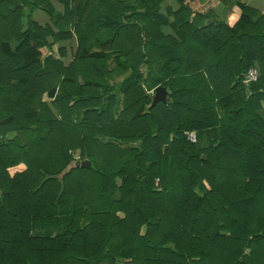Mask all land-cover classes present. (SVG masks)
<instances>
[{
	"label": "trees",
	"instance_id": "obj_1",
	"mask_svg": "<svg viewBox=\"0 0 264 264\" xmlns=\"http://www.w3.org/2000/svg\"><path fill=\"white\" fill-rule=\"evenodd\" d=\"M58 1L0 0V264H264V11Z\"/></svg>",
	"mask_w": 264,
	"mask_h": 264
},
{
	"label": "crops",
	"instance_id": "obj_2",
	"mask_svg": "<svg viewBox=\"0 0 264 264\" xmlns=\"http://www.w3.org/2000/svg\"><path fill=\"white\" fill-rule=\"evenodd\" d=\"M51 2L53 6L56 8V10L58 11L63 10V4L60 1L51 0ZM241 4L245 5L251 10H254L256 13L257 12L260 13L264 11V0H220L214 7V13L216 14L218 18L227 20L230 24H234L237 22V20L240 18L242 14V10L240 8ZM168 6H171L173 10H176L179 8V4L175 0H163L161 12L163 13L166 12V8ZM257 16L258 15L255 14L252 16V18L256 19ZM32 17L34 21H36L40 25H43V26L51 25L52 26L50 17L48 16L47 13H45L42 10H35L32 13ZM169 19L170 21H172L171 17ZM54 30L56 31V29ZM162 30L165 34H170L174 36L173 30L169 26L163 27ZM67 43H71L70 44L71 49L74 50L76 48V38L75 37L72 38L71 40L61 41L60 43L53 45L52 48L56 51L55 47H58L59 45L66 46ZM67 52H68V55L65 59L70 58L71 60V50L68 49ZM70 60H68V62ZM165 92H166V89H165ZM262 105L264 107V101H262Z\"/></svg>",
	"mask_w": 264,
	"mask_h": 264
},
{
	"label": "built area",
	"instance_id": "obj_3",
	"mask_svg": "<svg viewBox=\"0 0 264 264\" xmlns=\"http://www.w3.org/2000/svg\"><path fill=\"white\" fill-rule=\"evenodd\" d=\"M259 77V72L256 67H251L248 72L246 73V79L245 82H253L256 81ZM187 136V139L191 142L196 141V133L195 131H185L184 132ZM77 158V157H76Z\"/></svg>",
	"mask_w": 264,
	"mask_h": 264
},
{
	"label": "rangeland",
	"instance_id": "obj_4",
	"mask_svg": "<svg viewBox=\"0 0 264 264\" xmlns=\"http://www.w3.org/2000/svg\"><path fill=\"white\" fill-rule=\"evenodd\" d=\"M70 44L71 43H67L66 44V47H67V49H70L71 50V46H70ZM55 47V46H54ZM55 49H57V47H55ZM41 51H42V55H41V57H42V59L46 56V55H49L50 54V51L47 49V48H45V49H41ZM54 53H55V50H54ZM68 60H70V58H67L66 59V61H68ZM118 80V79H117ZM114 80H112V82H113ZM168 93V90L166 89V94ZM149 94H150V96L151 97H154L155 95H156V89H154L153 91H150L149 92ZM75 156L76 157H78V152H75ZM118 181V183H120V180L118 179L117 180Z\"/></svg>",
	"mask_w": 264,
	"mask_h": 264
},
{
	"label": "water",
	"instance_id": "obj_5",
	"mask_svg": "<svg viewBox=\"0 0 264 264\" xmlns=\"http://www.w3.org/2000/svg\"><path fill=\"white\" fill-rule=\"evenodd\" d=\"M250 85V82H248V86ZM165 89L162 88V87H157L156 88V95L159 97V98H162V95L164 93ZM79 163V162H78ZM77 163V164H78ZM87 165H89V162L87 163Z\"/></svg>",
	"mask_w": 264,
	"mask_h": 264
}]
</instances>
